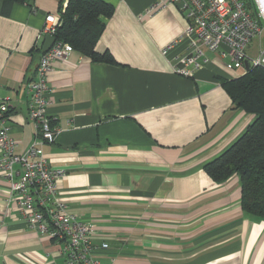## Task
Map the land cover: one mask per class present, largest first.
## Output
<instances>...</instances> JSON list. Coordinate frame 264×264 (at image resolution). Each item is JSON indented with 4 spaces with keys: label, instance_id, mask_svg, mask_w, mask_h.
Segmentation results:
<instances>
[{
    "label": "crops",
    "instance_id": "0c3cea01",
    "mask_svg": "<svg viewBox=\"0 0 264 264\" xmlns=\"http://www.w3.org/2000/svg\"><path fill=\"white\" fill-rule=\"evenodd\" d=\"M68 1L31 0L6 12L0 0V101L10 99L5 125L19 153L39 139L26 89L37 77L39 35ZM103 1L115 12L96 50L116 63L73 51L47 75L56 139L42 149L50 167L66 171L59 197L95 225V244H109L104 263L264 264V219L243 211L239 178L215 184L204 170L254 121L220 82L244 73L208 54L193 77L175 74L186 42L167 56L161 50L188 23L178 7L148 15L158 0ZM0 264H65L59 246L28 225L1 172Z\"/></svg>",
    "mask_w": 264,
    "mask_h": 264
},
{
    "label": "built area",
    "instance_id": "2783aa9c",
    "mask_svg": "<svg viewBox=\"0 0 264 264\" xmlns=\"http://www.w3.org/2000/svg\"><path fill=\"white\" fill-rule=\"evenodd\" d=\"M253 3L254 12L242 0H158L147 14L177 6L188 21L181 37L161 50L167 56L180 42H186L185 53L173 60L175 74L193 77L210 64L208 54L226 62L227 70L236 68L246 73V63L264 67V49L256 58L250 55L254 44L264 37V0ZM60 22V15H48L39 38L55 37ZM72 52L69 44L55 41L42 53L36 79L27 84L28 117L39 139L24 153H19V144L5 125L10 99L0 101V172L5 174L12 195H17L18 208L28 225L59 246L65 264H114V260H100V254L110 247L105 242H93L95 225L69 212L68 205L59 197L58 182L66 171L50 167L42 149L44 143L56 139L48 113L51 102L47 75L55 60L67 59Z\"/></svg>",
    "mask_w": 264,
    "mask_h": 264
},
{
    "label": "trees",
    "instance_id": "16d2710c",
    "mask_svg": "<svg viewBox=\"0 0 264 264\" xmlns=\"http://www.w3.org/2000/svg\"><path fill=\"white\" fill-rule=\"evenodd\" d=\"M1 1L8 12L14 5L31 0ZM242 1L249 10L255 11L253 0ZM114 12L113 5L103 0H69L67 6L60 9L61 24L55 34L56 41L69 44L73 51L93 62L115 64L111 53L101 54L96 50L106 20ZM220 82L232 102L253 115L254 121L224 153L205 164L204 170L215 184L237 176L243 211L261 220L264 219V67L251 65L239 78H220Z\"/></svg>",
    "mask_w": 264,
    "mask_h": 264
},
{
    "label": "water",
    "instance_id": "95a60500",
    "mask_svg": "<svg viewBox=\"0 0 264 264\" xmlns=\"http://www.w3.org/2000/svg\"><path fill=\"white\" fill-rule=\"evenodd\" d=\"M56 38L53 36H46L42 47V53H46L55 43ZM250 68L249 63H246V69Z\"/></svg>",
    "mask_w": 264,
    "mask_h": 264
},
{
    "label": "rangeland",
    "instance_id": "374dc122",
    "mask_svg": "<svg viewBox=\"0 0 264 264\" xmlns=\"http://www.w3.org/2000/svg\"><path fill=\"white\" fill-rule=\"evenodd\" d=\"M264 49V37L262 40L258 41L257 43L254 44V48H252V51L250 52V55L252 57H258L260 56V50Z\"/></svg>",
    "mask_w": 264,
    "mask_h": 264
}]
</instances>
